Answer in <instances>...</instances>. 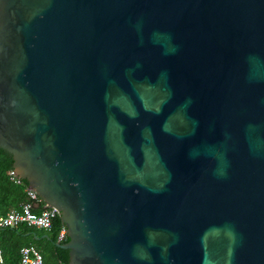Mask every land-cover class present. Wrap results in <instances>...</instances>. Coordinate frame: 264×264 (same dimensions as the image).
<instances>
[{
	"label": "water",
	"instance_id": "obj_1",
	"mask_svg": "<svg viewBox=\"0 0 264 264\" xmlns=\"http://www.w3.org/2000/svg\"><path fill=\"white\" fill-rule=\"evenodd\" d=\"M0 148L65 264H264V0H0Z\"/></svg>",
	"mask_w": 264,
	"mask_h": 264
},
{
	"label": "trees",
	"instance_id": "obj_2",
	"mask_svg": "<svg viewBox=\"0 0 264 264\" xmlns=\"http://www.w3.org/2000/svg\"><path fill=\"white\" fill-rule=\"evenodd\" d=\"M12 155L0 148V214H5L11 210H20L21 205L27 201V183L22 180L20 184L14 183L9 172L12 169ZM41 206H34L35 212H40ZM64 225L59 217L52 220L50 230L38 229L27 225H20L17 228H0V249L2 251L3 263L18 264L20 249L23 246H35L42 254L46 264H60L68 262V251L56 245L58 234ZM34 234L38 238H34ZM46 234V237L43 235ZM67 237L61 241L66 242Z\"/></svg>",
	"mask_w": 264,
	"mask_h": 264
},
{
	"label": "built area",
	"instance_id": "obj_3",
	"mask_svg": "<svg viewBox=\"0 0 264 264\" xmlns=\"http://www.w3.org/2000/svg\"><path fill=\"white\" fill-rule=\"evenodd\" d=\"M10 178L16 184L22 181L14 174L12 169L9 172ZM27 201L21 205L20 210H11L5 214H0V228H17L24 224L29 227L50 230L52 220L58 216V210L45 206L38 194L26 187ZM34 206H41L40 212H35ZM65 226L62 227L58 234V242L66 238ZM20 258L18 264H46L42 258V254L35 246H23L20 249ZM2 251L0 249V263H3ZM60 264H65L61 262Z\"/></svg>",
	"mask_w": 264,
	"mask_h": 264
}]
</instances>
